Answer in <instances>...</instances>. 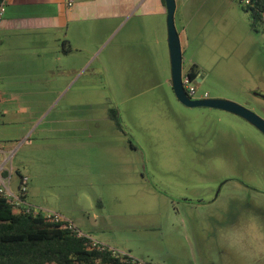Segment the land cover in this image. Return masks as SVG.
Segmentation results:
<instances>
[{
    "label": "rangeland",
    "instance_id": "374dc122",
    "mask_svg": "<svg viewBox=\"0 0 264 264\" xmlns=\"http://www.w3.org/2000/svg\"><path fill=\"white\" fill-rule=\"evenodd\" d=\"M175 2L185 28L181 73L194 65L202 79L195 98L231 101L264 120V24L252 28L236 0ZM0 72L16 82L1 62ZM90 88L87 129L116 128L120 137L89 138L84 168L70 140L66 147L48 126L54 112L24 145L19 129L0 126V146L17 149L11 191L17 171L29 174L32 206L150 264H264V136L234 114L183 106L164 85L118 105V128L105 96ZM229 178L237 181L216 197Z\"/></svg>",
    "mask_w": 264,
    "mask_h": 264
},
{
    "label": "crops",
    "instance_id": "0c3cea01",
    "mask_svg": "<svg viewBox=\"0 0 264 264\" xmlns=\"http://www.w3.org/2000/svg\"><path fill=\"white\" fill-rule=\"evenodd\" d=\"M173 19L182 52L185 28L176 2ZM166 21L162 0H73L71 7L66 0H6L0 21V62L12 70L17 80L11 83L0 72V126L15 127V136L20 130L24 145L31 141L46 116L54 112L48 126L54 127L58 138L65 137L66 147L70 140L71 148L78 153L75 161L86 168L89 138L112 136L115 140L121 134L115 127V131L106 133L87 129L85 107L89 105L90 86L106 97L103 100L110 107L106 108L109 121L110 110L120 104L129 105L139 93L162 85L168 96L171 93L176 99ZM201 80L198 75L196 82ZM168 96L165 97L169 99ZM64 112L65 119L59 115ZM12 116L18 119L13 120ZM78 139L84 147H75ZM15 150L0 146V167L7 172L5 177L9 176L10 189L12 162L10 159L5 163L4 159ZM27 176L30 182V175ZM29 195L32 192L27 187L25 202L32 206L27 200ZM94 240L118 252L105 242Z\"/></svg>",
    "mask_w": 264,
    "mask_h": 264
},
{
    "label": "trees",
    "instance_id": "16d2710c",
    "mask_svg": "<svg viewBox=\"0 0 264 264\" xmlns=\"http://www.w3.org/2000/svg\"><path fill=\"white\" fill-rule=\"evenodd\" d=\"M236 2L249 14L252 28L256 22L264 24V0ZM185 75L197 83L198 70L194 65ZM109 117L119 128L117 111L110 110ZM19 196L25 201L26 194ZM122 254L107 246L91 247L86 237H79L65 223L50 221L41 214L17 212L0 195V264H121Z\"/></svg>",
    "mask_w": 264,
    "mask_h": 264
},
{
    "label": "water",
    "instance_id": "95a60500",
    "mask_svg": "<svg viewBox=\"0 0 264 264\" xmlns=\"http://www.w3.org/2000/svg\"><path fill=\"white\" fill-rule=\"evenodd\" d=\"M167 11V43L170 52L171 63V83L175 98L185 107H206L222 110L238 116L256 128L264 136V120L252 111L234 102L221 99H190L182 86L181 82V45L177 31L174 26L175 0H164Z\"/></svg>",
    "mask_w": 264,
    "mask_h": 264
},
{
    "label": "built area",
    "instance_id": "2783aa9c",
    "mask_svg": "<svg viewBox=\"0 0 264 264\" xmlns=\"http://www.w3.org/2000/svg\"><path fill=\"white\" fill-rule=\"evenodd\" d=\"M241 2L243 4H247L249 0H241ZM5 3H6V0H1L0 2V21L4 14ZM66 4L68 7H71L73 4V0H66ZM262 21L264 22V17L262 18ZM181 82L186 92V95L190 99H196L195 98L196 86L194 82H191L188 76L186 75H182ZM206 97L207 95L204 94L202 99ZM10 159H11V156L6 157L4 159V162L6 163ZM4 172H5L4 168L0 167V195L3 196L7 200V203L10 204L14 208L15 211L24 212V213L31 212V214H34V215L41 214L43 217H45L46 219L50 221L57 222V223H65V226L67 229L76 232L79 237H86L90 241L91 247H95L97 249L105 248V245L96 242L94 239H92L91 237H89L88 235L80 231L78 228H76L71 222H69L66 219H63L60 215L56 213H50V212L40 210L34 206L27 204L25 201H22L19 195L26 194L28 178L26 176H21L19 180V185H18V193H14L11 191L9 187V176L8 177L3 176ZM121 264H148V262L136 259L129 254L123 253L122 258H121Z\"/></svg>",
    "mask_w": 264,
    "mask_h": 264
},
{
    "label": "flooded vegetation",
    "instance_id": "af4514ba",
    "mask_svg": "<svg viewBox=\"0 0 264 264\" xmlns=\"http://www.w3.org/2000/svg\"><path fill=\"white\" fill-rule=\"evenodd\" d=\"M198 99H200V98H198ZM228 181H233V178H229L228 180L225 179V181L223 179V181L222 180L220 181V183H219V185L217 186V189H216L217 190V192L215 193L216 197L218 196V194L220 192V189L223 187V184H226V182H228Z\"/></svg>",
    "mask_w": 264,
    "mask_h": 264
}]
</instances>
